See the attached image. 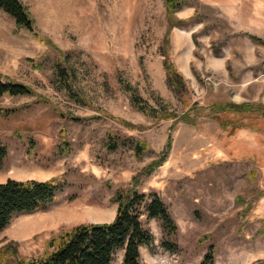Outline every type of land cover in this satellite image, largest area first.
I'll list each match as a JSON object with an SVG mask.
<instances>
[{"label": "rangeland", "instance_id": "obj_1", "mask_svg": "<svg viewBox=\"0 0 264 264\" xmlns=\"http://www.w3.org/2000/svg\"><path fill=\"white\" fill-rule=\"evenodd\" d=\"M20 1L33 30L0 10V75L33 92L0 97V111L13 110L0 115L8 147L0 183L62 177L69 186L48 208L16 216L0 232V264L43 256L52 237L76 225L112 222L116 190L132 188L169 139L166 159L140 177L137 190L157 192L178 230L168 235L143 215L153 244L141 247V264H199L211 244L214 264H264V116L223 112L225 127L211 118L214 103L264 105V0L181 6L166 48L186 82L183 94L166 82L164 0ZM132 96L195 124L148 116ZM135 140L148 145L141 158ZM166 240L176 252L162 247ZM122 254L112 264H122Z\"/></svg>", "mask_w": 264, "mask_h": 264}, {"label": "trees", "instance_id": "obj_2", "mask_svg": "<svg viewBox=\"0 0 264 264\" xmlns=\"http://www.w3.org/2000/svg\"><path fill=\"white\" fill-rule=\"evenodd\" d=\"M187 0H164L168 29L162 45L163 64L166 71L167 85L177 93L183 94L186 90V82L183 76L171 61L167 45L169 33L173 26L181 22L176 17V12ZM0 10L8 14L17 27L33 30V20L27 7L20 0H0ZM256 42H262L260 38L250 35ZM62 77L68 75L66 69L57 66ZM32 89L19 82L3 81L0 75V97L4 94L12 96L29 95ZM73 96L80 103L84 99L74 90ZM131 101L137 110L155 119H179L185 123L195 124V119L184 114L180 117L176 113L163 109H155L148 105H141L137 97L132 96ZM212 110L215 113L212 119L218 121L221 127L227 125L220 117V113H258L264 116V105L252 102L236 104L233 102L214 103ZM12 109L0 111V115L8 116ZM73 120H81L72 117ZM229 123V122H228ZM129 128H139L123 121ZM110 150H116L118 145L110 141ZM132 148L138 158H141L148 145L141 140L132 141ZM170 148V139L167 151L161 155L160 160L147 165L141 173L134 177L132 188H120L112 197V202L117 204V212L114 220L109 223H83L74 226L70 230L61 232L52 237L47 244L45 254L39 258L23 260L17 264H112L115 253L123 251L122 264H141V247L152 249L153 237L144 226L141 218L146 215L147 219L160 221L163 231L168 235L177 234V224L171 212L157 192H140V177L149 174L159 167L167 157ZM63 152L62 154H65ZM8 157V147L0 139V169L3 168ZM69 183L62 177H53L48 180H16L7 179L0 183V232L3 231L11 220L21 214L34 213L48 208L58 196L65 192ZM264 226V222H263ZM162 247L170 252H176L177 245L170 241H162ZM215 263V247L209 245L199 264Z\"/></svg>", "mask_w": 264, "mask_h": 264}]
</instances>
